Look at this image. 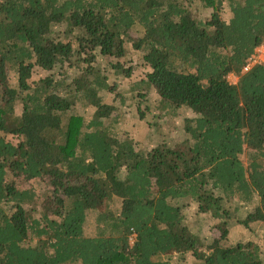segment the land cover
Returning <instances> with one entry per match:
<instances>
[{
	"label": "trees",
	"instance_id": "trees-1",
	"mask_svg": "<svg viewBox=\"0 0 264 264\" xmlns=\"http://www.w3.org/2000/svg\"><path fill=\"white\" fill-rule=\"evenodd\" d=\"M263 42L264 0H0V264H264L257 242H227L233 218L264 224V62L241 72ZM138 61L140 119L183 114L172 146L115 134L99 93L123 103L117 78ZM192 204L219 231L208 245L184 222Z\"/></svg>",
	"mask_w": 264,
	"mask_h": 264
},
{
	"label": "rangeland",
	"instance_id": "rangeland-1",
	"mask_svg": "<svg viewBox=\"0 0 264 264\" xmlns=\"http://www.w3.org/2000/svg\"><path fill=\"white\" fill-rule=\"evenodd\" d=\"M201 14V17H205L209 15V10L199 11ZM230 15L229 9L227 6L223 8L222 16L225 20L228 19ZM262 49L258 50L257 55L259 56V61L264 62V42L261 44ZM98 60L102 63L101 65L105 63V58L101 56H97ZM136 59L134 58V61ZM139 63V61H138ZM61 69L57 66L52 72L55 75V79H58V73ZM148 70L147 66L143 67L140 65L135 69L133 75L129 79L117 78V90L120 91V93H123L124 96V102L122 103L119 96L116 95L114 92H105L102 91L99 93L101 97L103 98V101L106 103L113 104L116 109L111 114V119L113 115H121L117 121L112 119V123L115 129V134L122 138V137H128L131 138L134 142H136L137 148H142L145 150L151 149L157 144H160L161 142H166L168 145L172 146L173 144L181 141L184 138V129H183V114L180 116H163V117H156L152 116L150 111L146 112L147 116L145 119H140L138 114L136 113V107L135 102L133 98L130 96L129 93V86L132 80H137L143 76L144 71ZM35 75H45L46 72L36 69ZM108 74L109 80L111 83H114L112 80V71H109ZM73 75V74H70ZM9 78L12 85H16V80L14 78V72L13 70L9 71ZM234 77L230 76V81H234ZM128 90V91H127ZM149 98V105L152 107L153 105H157V95H150ZM144 105H142L141 110L143 111ZM16 111H19V108L16 106ZM146 111V110H145ZM152 113H158L154 108H152ZM76 113H79L83 115L85 118H88L92 112L93 108L91 106H85V107H79L76 108ZM188 116L191 115L189 111H184ZM111 121V120H110ZM13 139V138H12ZM247 153H243L241 155V159L244 163H246ZM34 187H39V183L35 182ZM117 201H113L111 203V206H114ZM185 209V219L184 222L189 229L194 231L196 235L200 237L202 242L205 245L210 244L214 239H216L219 236V231L210 223L208 216L197 213V210L195 208V205H189ZM229 205V210H233L234 214H238L239 218L245 217L247 212L251 210L250 205H239L236 206ZM96 215V211H88L86 222L84 225L85 234L87 236H93L95 235V222L94 217ZM228 239L227 242L229 244H234L238 241H246V240H253L260 244L262 248H264V224H261L260 222H253L250 223L248 226H244L236 219H231L228 222ZM131 242V241H130ZM179 260H185L184 257L179 258L178 255L174 254L172 257H168V261L170 264H178L180 263Z\"/></svg>",
	"mask_w": 264,
	"mask_h": 264
},
{
	"label": "built area",
	"instance_id": "built-area-1",
	"mask_svg": "<svg viewBox=\"0 0 264 264\" xmlns=\"http://www.w3.org/2000/svg\"><path fill=\"white\" fill-rule=\"evenodd\" d=\"M257 52H258V50H257ZM258 62H260L259 61V56L256 53L255 55L251 56L247 60V62L242 67L241 72H247L251 68L252 65H254L255 63H258ZM230 76H233L234 77L235 80L233 82L230 81ZM226 79L228 80L229 83L235 84L237 82V80H238V77L235 74L230 73V74L227 75V78ZM130 240L132 241L131 238H130Z\"/></svg>",
	"mask_w": 264,
	"mask_h": 264
},
{
	"label": "crops",
	"instance_id": "crops-1",
	"mask_svg": "<svg viewBox=\"0 0 264 264\" xmlns=\"http://www.w3.org/2000/svg\"><path fill=\"white\" fill-rule=\"evenodd\" d=\"M260 49H262V46H260L257 50H260Z\"/></svg>",
	"mask_w": 264,
	"mask_h": 264
}]
</instances>
